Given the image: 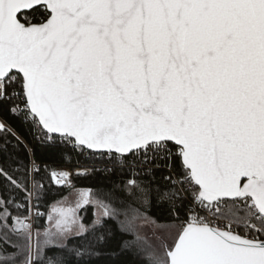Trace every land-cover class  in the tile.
<instances>
[{
	"label": "snow or ice",
	"instance_id": "6c2138e0",
	"mask_svg": "<svg viewBox=\"0 0 264 264\" xmlns=\"http://www.w3.org/2000/svg\"><path fill=\"white\" fill-rule=\"evenodd\" d=\"M7 114L107 175L0 166V264H264V0H0Z\"/></svg>",
	"mask_w": 264,
	"mask_h": 264
},
{
	"label": "trees",
	"instance_id": "16d2710c",
	"mask_svg": "<svg viewBox=\"0 0 264 264\" xmlns=\"http://www.w3.org/2000/svg\"><path fill=\"white\" fill-rule=\"evenodd\" d=\"M2 120L6 121L20 137L23 143L17 145L16 139L9 135L8 139L11 142L8 153H0V166L16 169L21 171L24 166H28L34 160L41 168V175L50 176L52 171L57 168H71L76 170L78 168H87L90 171L84 175H75L72 178V186L76 189H98L102 186L105 175L104 161L96 156L90 154H80L78 151H73L70 146H65L60 143H52L50 141L37 138L34 130L28 124L23 123L20 119L15 118L11 114L0 116ZM0 135V141H2ZM27 146V148L25 147ZM2 183V181H0ZM47 185V195L40 204V211L48 210L49 205L54 201L60 200L64 196H68L71 187H59L53 181L45 180ZM85 222L91 221L93 217V209L88 208L87 212L82 213ZM44 218L36 222L37 226H42ZM109 228L112 232H116L118 225L115 222L110 223ZM150 242L155 243L154 236H147L143 234ZM15 239V237L13 238ZM119 236H116L112 242L106 247V256L101 259L100 264H124L123 258H109L114 257L117 252V241Z\"/></svg>",
	"mask_w": 264,
	"mask_h": 264
},
{
	"label": "rangeland",
	"instance_id": "374dc122",
	"mask_svg": "<svg viewBox=\"0 0 264 264\" xmlns=\"http://www.w3.org/2000/svg\"><path fill=\"white\" fill-rule=\"evenodd\" d=\"M66 169L65 168H61V169H55V170H53L52 172H57V171H60V172H63V171H65ZM58 173V172H57ZM54 182V181H53ZM54 184H55V182H54ZM67 187H71L72 186V180L70 179V181L67 183V185H66ZM78 190H84V189H78ZM68 201H69V203H71V204H74L75 203V200H76V194L75 193H69L68 194ZM142 232H143V234H146L147 236H153V231H152V229L150 228V227H147V226H145V227H143L142 228Z\"/></svg>",
	"mask_w": 264,
	"mask_h": 264
},
{
	"label": "built area",
	"instance_id": "2783aa9c",
	"mask_svg": "<svg viewBox=\"0 0 264 264\" xmlns=\"http://www.w3.org/2000/svg\"><path fill=\"white\" fill-rule=\"evenodd\" d=\"M0 120H2L1 117H0ZM57 169H61V168H57ZM65 169L66 170L63 172H60V171H57V172L58 173H67L71 180L75 175H84L90 171V169H87V168H78L76 170H73L71 168H65ZM57 186L61 187L60 185H57Z\"/></svg>",
	"mask_w": 264,
	"mask_h": 264
}]
</instances>
